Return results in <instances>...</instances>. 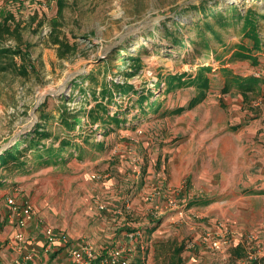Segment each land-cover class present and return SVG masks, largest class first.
Masks as SVG:
<instances>
[{
    "label": "rangeland",
    "instance_id": "374dc122",
    "mask_svg": "<svg viewBox=\"0 0 264 264\" xmlns=\"http://www.w3.org/2000/svg\"><path fill=\"white\" fill-rule=\"evenodd\" d=\"M203 1L0 0V21L10 13L15 18L8 22L12 36L0 34V50L31 56L0 57V65H10L0 71V152L44 122L42 114L52 115L49 127L59 132L63 104L74 112L95 104L84 90L100 96L104 84L125 82L136 90L121 98L113 89L108 107L111 115L120 112L122 126L109 122L105 133L84 118L68 162L42 165L30 152L28 169L0 167V201L15 192L29 196L43 220L90 241L99 256L106 247L125 248L129 264H173L181 245L185 264H252L264 256V197L249 196L264 183V20L253 65L234 55L241 42L253 44L240 30L222 29L224 41L209 46L195 36L192 23L201 11L193 6ZM207 1L217 8L235 4L241 12L253 4L264 13V0ZM57 39L66 44L60 48ZM133 58L140 67L128 76ZM203 66L211 70L201 72ZM226 71L257 76L260 88L248 99L234 84L225 92ZM169 75L208 78L210 85L190 108L204 88L198 82L171 87ZM151 93L160 108L150 110L146 99L143 111L138 97ZM149 167L156 171L152 182L145 179ZM170 200L176 206L165 209ZM140 231L143 241L126 243L127 233Z\"/></svg>",
    "mask_w": 264,
    "mask_h": 264
},
{
    "label": "trees",
    "instance_id": "16d2710c",
    "mask_svg": "<svg viewBox=\"0 0 264 264\" xmlns=\"http://www.w3.org/2000/svg\"><path fill=\"white\" fill-rule=\"evenodd\" d=\"M218 6L219 4L210 6L207 0H204L199 6H193V10L201 11V18L197 22L192 23L197 27L195 36L201 38L209 46L210 41L213 39L219 40L221 42L224 41L222 29L234 28L236 30H240L243 32L244 37L249 38L253 44L250 47L244 42H241L238 49L234 52V55L240 59H250L253 65H256L258 60L256 56L252 54V52L254 50L262 49V37L260 36L259 28L262 20H264V13L260 14L256 6L253 4L247 9L246 12H241L235 4H230L224 8H217ZM183 15H185V13ZM11 19H15L12 13L6 16L4 20L0 21V34L5 32L8 33V36H12L10 34V25L8 24L9 20ZM163 25L167 27L166 23H163ZM15 27H17V25ZM173 38H175V36H173ZM193 42L196 44L195 39ZM56 43H59L60 48L66 44L63 40L59 39L56 40ZM27 46L29 47V45ZM11 49H1L0 57L1 55L11 52L13 56H20L22 60H26V58L31 59V56L27 50H21L18 48L14 50ZM137 58H133L135 61L133 63L134 68H131V72L128 74V76H132L133 71L140 67V61L136 60ZM24 64L25 61L22 65H19L22 71L26 69ZM8 67H10V65H0V71H6ZM202 68L203 69L201 72L211 70L210 66H203ZM225 73L228 75V79L226 80L224 86L225 92H228L232 88V84H234L237 85L242 91L244 98L248 99L250 97L248 93L255 92L258 88H260L259 85L261 80L257 76H231L230 71H226ZM92 75L93 74L87 76V78L92 79ZM183 79L184 76L180 75H169L167 77L168 83L171 87L182 86L190 82H198L201 84L202 89L204 88V90L200 91L199 96L193 98L189 103V107L191 108L203 99V95L206 94V88L209 87L210 81L208 78L203 77L199 78L198 81L189 80L186 82V80ZM114 88H116L120 93L121 98L127 97V94L130 92H136L133 85H129L127 82L123 84L114 83L113 86L111 85V87L108 84H104L100 96H98L96 92L89 93L85 90L82 91L83 98H85L87 101H90L88 99L91 95H93V101L95 103L94 105L86 109L82 106L81 110L74 112L69 106H67V104H63L59 111V132H55L51 129V127H49V119L52 115L48 113L42 114L41 119H44V122L37 124V126L32 131H30L27 136L22 137L16 143L0 152V167L4 168L6 171L12 170L11 165L14 167H19L20 170L28 169L26 168L28 161L26 158L30 152L35 153V158L39 159L42 165H49L50 163H66L75 156L73 147L79 145L74 142L73 134L84 129L86 120L90 125H102L98 126L97 128H92V130L103 129L105 133L109 131V128H107V123L109 122L115 123L116 127L122 126L125 120L124 118L120 117V112L116 111L113 115H111L109 110L110 108L108 107V102L111 103L115 101L116 96L113 92ZM152 95L153 93L149 94L148 98H146L145 95H140L138 97V103L142 106L143 111H145L144 101L146 99L149 100L150 110L156 112L160 108V103L152 101ZM184 110L185 108H179L177 111L182 112ZM89 137H94V134L89 133ZM50 140L51 142H49ZM57 141H59V144L56 146L55 144ZM80 150L82 152L84 149L80 148ZM80 157H82V154H80ZM241 248L242 246L238 245L236 247V252H239ZM182 250V245L174 248L175 258L173 264H185L183 257L179 255ZM251 263L264 264V256L254 258Z\"/></svg>",
    "mask_w": 264,
    "mask_h": 264
},
{
    "label": "built area",
    "instance_id": "2783aa9c",
    "mask_svg": "<svg viewBox=\"0 0 264 264\" xmlns=\"http://www.w3.org/2000/svg\"><path fill=\"white\" fill-rule=\"evenodd\" d=\"M97 175L94 174L93 178H96ZM162 191H158L157 194H161ZM7 209V218L13 222L17 230L14 236L9 240L8 244L11 247L17 249L21 254V258L18 259L16 264H36L35 255L36 252L32 250H27L28 236L26 229L30 223L36 221L43 226V237H44V247L47 250H52L60 247H66L69 249L72 257L78 264H129L128 257L125 255V248L115 247L108 250L106 256L101 260L96 259V251L93 244L84 239L79 240L78 242H73L69 233L63 228H57L41 218H37V208L34 203L30 200L20 201L15 195H10L6 198ZM171 206V207H170ZM176 205L173 200L169 201L165 209H172ZM102 209L105 208V205L100 206ZM2 209L0 207V214ZM152 217H158L159 214L152 212ZM182 215V213L180 212ZM140 232H129L128 237L130 239H135ZM216 246L220 245V241H215ZM5 256V250L3 244L0 242V261Z\"/></svg>",
    "mask_w": 264,
    "mask_h": 264
},
{
    "label": "crops",
    "instance_id": "0c3cea01",
    "mask_svg": "<svg viewBox=\"0 0 264 264\" xmlns=\"http://www.w3.org/2000/svg\"><path fill=\"white\" fill-rule=\"evenodd\" d=\"M154 173H156V171L155 170H151V168L149 167L145 179L149 178V180L152 182L154 180V177H152V174H154ZM135 177H137V176L135 175ZM156 180H157V178H156ZM159 183L160 182H157V184H159ZM259 184H261V185L254 186V189L251 190V194L249 195V196H252V198H254V199H258V198L264 197V183H259ZM65 185H66V182H64V184H63L62 187H66ZM60 187H61V185L59 183V188L57 187L56 189H60ZM13 194L16 197L21 195V193H20V195H18L19 193H17V192H15ZM49 197L50 196L48 195V198ZM6 198L2 202L0 201V207L2 209V213L0 214V242L3 244L4 250H5V256L0 261V264H16L17 261H18V259L21 258V254L17 251V249H15L14 247H11L8 244V242L14 236V234H15V232L17 230V227H15V225L13 224V222H11L7 218V215L6 214H7L8 206L6 204ZM21 199H23V200H27L28 199V200H30V201L33 202V200L29 196L28 197H25V195H24V197H22ZM21 199H19V200H21ZM143 199H145V198H143ZM50 204H52V203H50ZM34 205H35V203H34ZM36 210H37V213H36L37 218H41L39 209L37 208ZM164 213L166 214L167 213V210H165ZM41 219L43 220V218H41ZM154 219H155V217L152 218V220H154ZM158 219H159V217H158ZM44 221L47 222L45 219H44ZM159 222L158 223L156 222L154 224V226L157 225V224H159ZM47 223H49V222H47ZM150 223L153 224V221L152 222L150 221ZM55 227L65 229L69 233V235L72 238V241L73 242L76 243V242L79 241V239L76 238V236L72 235L67 230V228H65L63 226H55ZM158 229H160L159 225L156 228H154V229L151 228L150 229V233L152 235H154L155 232ZM42 230H43V226L37 222V219H36V221L30 223L29 226L26 229V233H27V236L29 238L26 249L27 250H32V251H35L36 252V255H35V263L36 264H78L75 261V259L72 257L69 249L66 248V247H60V248H56V249H52V250H47L44 247V245H43L44 244V237H43ZM138 238H142L141 240L143 241V239H144V232H141L140 231V234L138 236H136L135 239H138ZM125 240H126V243L128 242V243H130L132 245H133V243L135 241V240L130 239L128 237V233H127V235L125 237ZM239 245H241V244H239ZM109 249H111V248L106 247L104 249L103 254H101L100 256L97 255V253H96V259L97 260H101L102 258H104L106 256V254H107V252H108Z\"/></svg>",
    "mask_w": 264,
    "mask_h": 264
}]
</instances>
